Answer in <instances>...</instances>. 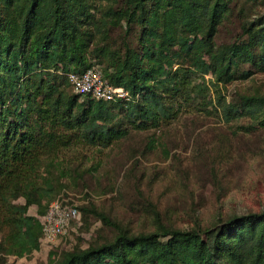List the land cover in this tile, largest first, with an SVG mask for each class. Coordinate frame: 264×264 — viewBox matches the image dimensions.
Segmentation results:
<instances>
[{
	"label": "trees",
	"instance_id": "16d2710c",
	"mask_svg": "<svg viewBox=\"0 0 264 264\" xmlns=\"http://www.w3.org/2000/svg\"><path fill=\"white\" fill-rule=\"evenodd\" d=\"M104 1L118 3L105 11L119 29L113 38L93 12ZM231 1L0 0V263L39 249V217L69 174L63 151L107 148L131 130L158 128L178 110V99L209 111L206 74L226 84L264 71V16L246 23L237 41L214 42ZM95 65L130 99L74 93L68 74ZM217 94L216 105L208 103L225 122L247 118L245 130L264 128V95L227 102ZM33 205L36 216L28 212ZM77 209L79 220L65 235L87 212ZM50 264H264V210L205 228L118 229L110 241L66 250Z\"/></svg>",
	"mask_w": 264,
	"mask_h": 264
},
{
	"label": "rangeland",
	"instance_id": "374dc122",
	"mask_svg": "<svg viewBox=\"0 0 264 264\" xmlns=\"http://www.w3.org/2000/svg\"><path fill=\"white\" fill-rule=\"evenodd\" d=\"M91 1L98 6V0ZM117 4L104 1L97 11L93 9L99 21L111 26L112 38L119 29L113 26L115 17L105 11ZM262 16L264 0H232L217 27L215 44L223 47L237 41L245 36L243 26ZM133 32L137 33L135 25ZM239 68L249 65L240 63ZM254 70L246 79L226 84L204 75L209 91L202 104L209 111L178 99V110L158 128L131 130L107 148L63 151L61 164L69 174L56 198L76 208L86 207L81 225H73L67 235L51 243L40 242L39 249L27 257L6 256L0 264H50L66 250L110 241L118 229L138 234L162 227L205 228L263 211L264 128L247 131V118L225 122L213 108L217 92L227 102L241 94L264 95V71ZM38 210L36 205L28 208L35 216ZM98 214L112 224L104 223Z\"/></svg>",
	"mask_w": 264,
	"mask_h": 264
},
{
	"label": "built area",
	"instance_id": "2783aa9c",
	"mask_svg": "<svg viewBox=\"0 0 264 264\" xmlns=\"http://www.w3.org/2000/svg\"><path fill=\"white\" fill-rule=\"evenodd\" d=\"M68 80L74 93L79 95L89 94L94 99L103 101L130 99V94L124 87L113 86L103 78L97 65L82 74L69 73ZM39 218L42 224V236L39 240L51 243L68 232L71 220H79V211L65 200L55 198Z\"/></svg>",
	"mask_w": 264,
	"mask_h": 264
}]
</instances>
